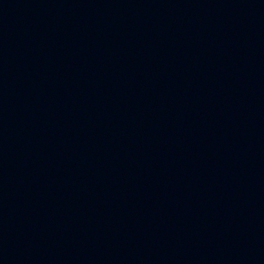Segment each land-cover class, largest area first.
Instances as JSON below:
<instances>
[{
  "label": "water",
  "instance_id": "obj_1",
  "mask_svg": "<svg viewBox=\"0 0 264 264\" xmlns=\"http://www.w3.org/2000/svg\"><path fill=\"white\" fill-rule=\"evenodd\" d=\"M0 264H264V0H0Z\"/></svg>",
  "mask_w": 264,
  "mask_h": 264
}]
</instances>
